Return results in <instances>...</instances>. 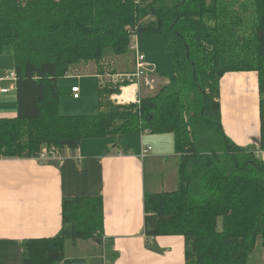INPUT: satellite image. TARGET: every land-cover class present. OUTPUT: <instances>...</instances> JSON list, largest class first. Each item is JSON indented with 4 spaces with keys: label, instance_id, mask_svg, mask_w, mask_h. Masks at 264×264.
<instances>
[{
    "label": "trees",
    "instance_id": "obj_1",
    "mask_svg": "<svg viewBox=\"0 0 264 264\" xmlns=\"http://www.w3.org/2000/svg\"><path fill=\"white\" fill-rule=\"evenodd\" d=\"M147 32L164 35L174 71L138 102H116L136 70L134 36ZM7 47L18 114L0 118V157L52 147L60 157L86 139L173 132L177 187L145 193L146 236H184L186 264H248L259 240L264 257V0H0V54ZM241 70L259 73V147L236 144L222 125L220 79ZM73 72L98 77L97 113L60 112L74 93L59 78ZM103 226L101 196L65 198L61 235L27 240L24 264H86L66 257L65 241L104 244Z\"/></svg>",
    "mask_w": 264,
    "mask_h": 264
},
{
    "label": "crops",
    "instance_id": "obj_2",
    "mask_svg": "<svg viewBox=\"0 0 264 264\" xmlns=\"http://www.w3.org/2000/svg\"><path fill=\"white\" fill-rule=\"evenodd\" d=\"M8 55L13 62L11 47H8ZM5 57L2 51L0 76L14 69V64L9 68ZM86 77L98 78L94 74L73 72L62 79ZM9 83L4 82L5 85ZM80 97L71 95L74 100ZM220 102L227 136L238 145L259 147L261 93L258 71L226 72L220 79ZM17 114L15 87L8 93H0V118ZM146 144L152 146V151L142 157L141 151ZM256 152L264 160V150L258 148ZM179 160L173 132L150 131L86 139L77 149L65 148L60 157L51 156L45 162L35 157H0V264H24L27 240L61 235L63 200L88 196L103 198V236L109 243L101 244L96 239H67L66 257L84 258L86 264H104L103 245L108 264H186L184 236L148 238L145 234V193L176 189Z\"/></svg>",
    "mask_w": 264,
    "mask_h": 264
},
{
    "label": "rangeland",
    "instance_id": "obj_3",
    "mask_svg": "<svg viewBox=\"0 0 264 264\" xmlns=\"http://www.w3.org/2000/svg\"><path fill=\"white\" fill-rule=\"evenodd\" d=\"M137 43H138V47L140 45V50L145 54H147L148 59L154 60L155 63L153 64H155V66L156 65L159 66V68L158 69L155 68L156 71L154 70L149 73V77L154 78V81L151 84H147L144 79H141V81L138 82L136 81V79L131 80L129 77H127L129 83L122 86L121 91L123 93L124 88L126 86L133 85L135 87L134 93L133 96L129 99L117 98V96L121 95L122 93L113 94L111 99L115 101V99L117 98L116 100H118L119 103L138 102L140 94H145V92H151L167 84V81L165 80L166 77L165 75H162L161 72L174 71V65L169 55L168 44L164 35L157 33H149V32L141 33L138 35ZM131 49H132V44H131ZM3 53L4 56H6L5 59L8 61L9 68H12L13 62L10 55H8V47L3 50ZM127 60H128L129 68H133L135 62V54L133 49L132 52L127 55ZM88 68L90 69V67ZM62 78L63 77L59 78L61 84L77 83L76 85H78L81 88V92H80L81 97L79 100H74L71 98V96L63 97L60 105L61 113L94 114L99 111L97 107V103H98L97 99L99 96L96 90L97 84H99L98 78L97 80L96 78L94 79L93 77H86L84 79H75V80L62 79ZM113 78L114 77L109 75L102 76L101 81L103 86H106ZM151 173L153 174V172ZM147 179L149 186V172H147ZM153 181H155V179H152V182ZM71 244L72 241L69 240V246H71ZM102 248L106 250V248L103 247V245ZM104 250H103L104 264H108V260L105 254L106 252H104ZM57 264H63V262H58ZM248 264H264L263 247L260 240L259 242H257V245L253 250V253L250 255Z\"/></svg>",
    "mask_w": 264,
    "mask_h": 264
},
{
    "label": "built area",
    "instance_id": "obj_4",
    "mask_svg": "<svg viewBox=\"0 0 264 264\" xmlns=\"http://www.w3.org/2000/svg\"><path fill=\"white\" fill-rule=\"evenodd\" d=\"M135 40L137 41L136 36H134ZM135 41V42H136ZM134 44V43H133ZM134 49H136V70L133 73L127 74L126 76L129 77L131 80H135L140 82L141 79H144L147 84H151L154 81V78L149 77V73L154 71V67L146 61V55L138 50L137 42L134 44ZM16 80L17 74L15 70H10L5 74L0 76V93H8L10 90L16 87ZM9 81L8 85H5L4 82ZM72 91L74 93V97L78 98L80 96V87L79 86H72ZM117 99V98H116ZM115 99V100H116ZM59 150L55 147H52L50 150L43 149L39 155L36 157L40 162H45L52 155H58ZM152 151L151 145H144L141 151V156L146 157ZM104 243L106 238L103 237Z\"/></svg>",
    "mask_w": 264,
    "mask_h": 264
},
{
    "label": "bare ground",
    "instance_id": "obj_5",
    "mask_svg": "<svg viewBox=\"0 0 264 264\" xmlns=\"http://www.w3.org/2000/svg\"><path fill=\"white\" fill-rule=\"evenodd\" d=\"M134 86L133 85H130V86H126L124 88V92L117 96V98H126V99H129L133 96V93H134Z\"/></svg>",
    "mask_w": 264,
    "mask_h": 264
},
{
    "label": "water",
    "instance_id": "obj_6",
    "mask_svg": "<svg viewBox=\"0 0 264 264\" xmlns=\"http://www.w3.org/2000/svg\"><path fill=\"white\" fill-rule=\"evenodd\" d=\"M116 102H118V100H116Z\"/></svg>",
    "mask_w": 264,
    "mask_h": 264
}]
</instances>
